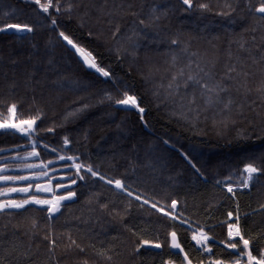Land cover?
I'll return each mask as SVG.
<instances>
[{"label":"trees","instance_id":"trees-1","mask_svg":"<svg viewBox=\"0 0 264 264\" xmlns=\"http://www.w3.org/2000/svg\"><path fill=\"white\" fill-rule=\"evenodd\" d=\"M201 2L208 3L209 10L195 7ZM251 2L255 5L259 0ZM67 3L74 7L57 17L60 30L91 51L111 75L103 77L84 65L48 27L33 0H0V27L29 23L34 28L23 35L0 31V113L13 102H18L21 118L40 111L38 131L46 142L59 145L67 135L73 151L109 177H126L130 190L145 200L170 203V198L178 199L184 217L206 226L215 237L210 241L214 252L224 247L219 241L226 238L227 212L235 213L237 205L246 237H257L254 250L263 247L264 176H257L250 189H237L234 197L223 183L225 178L239 183L244 163L264 167V94L257 91L264 81L260 14L252 15L245 0H194L190 10H185L182 0H61V8ZM225 3L235 11L217 15L228 11ZM121 4L122 10L116 7ZM154 6L160 19L153 24L149 22ZM140 19L149 25L144 30L138 26ZM117 25L120 32L114 36ZM173 38L179 46L170 45ZM210 46L213 49L206 48ZM189 59L211 68L217 80L224 78L227 91L220 94L219 102L205 104L197 89L196 104L189 106L192 88L169 95L173 72ZM234 63L237 72L243 69L249 74L247 78L236 73L228 78L227 70ZM245 83L250 91L241 87ZM117 88L137 95L145 109L143 119L136 109L106 98V93L118 98ZM229 99L232 103L225 108ZM83 106L86 109L65 119ZM50 127L54 133L46 134ZM26 144L14 131L0 130V149H9L0 151V157L25 152L29 148L14 146ZM41 158L53 157L42 151ZM72 190L77 196L62 202L51 220L47 206L0 212V264H162L170 255L176 258L168 247L133 251L136 238L130 228L143 238L165 240L167 221L150 204L141 207L134 197L92 179L78 182ZM105 203L108 208L102 209ZM49 227L57 237L51 253L43 239ZM177 231L195 264L199 253L191 231L179 225ZM69 235L84 247L83 252L66 247ZM101 247L111 249V261L97 255Z\"/></svg>","mask_w":264,"mask_h":264},{"label":"snow or ice","instance_id":"snow-or-ice-1","mask_svg":"<svg viewBox=\"0 0 264 264\" xmlns=\"http://www.w3.org/2000/svg\"><path fill=\"white\" fill-rule=\"evenodd\" d=\"M36 10L47 19L48 27L53 31L57 32L59 38H61L67 45L71 46V49L81 58L84 65L90 69H94L103 77H109L111 74L105 68L100 67L96 56L91 51L83 47L74 41V39L67 34L65 31L60 30V22L58 16L63 13H71L73 10V4L67 3L61 8V0H33ZM182 4L187 6L185 10H190L194 6V0H182ZM245 5L248 11L252 15L260 14L261 19H264V0H259L255 5L252 4L251 0H245ZM119 9H123V4L116 6ZM131 8L132 5H127ZM198 9L204 11L209 10L210 6L206 2H201L195 5ZM225 8L228 11H219L217 15L229 16L235 9L230 3H225ZM53 10L55 15H53ZM157 9L153 7V15L149 23H155L160 19V16L156 15ZM131 15L135 16V12H131ZM166 14V13H165ZM107 15H114L113 12L107 13ZM138 26L144 30L149 25L145 23V20L140 19ZM0 31H14L16 33H31L34 28L29 23H5L3 27H0ZM120 32V28L117 25L113 35L116 36ZM255 39V37H253ZM179 40L173 38L170 41L171 46H179ZM244 47V45H241ZM186 51V49H184ZM176 58L173 57L175 64ZM195 63V68L193 64ZM260 63H264V57H261ZM214 67V65H213ZM207 69V70H206ZM228 78H232L233 73L237 75H243L245 78L249 75L243 69L237 72L236 64L234 63L227 70ZM115 87V85H114ZM241 87L245 91H250L247 88L246 83L242 84ZM167 88L169 89V95H178L181 91L187 92L189 88L193 89V94L188 100V105L196 104V90H199L200 96L204 98L205 104H212L213 101H220V94L227 91V86L224 82V78L217 80L211 68H207L206 65H201L198 61L194 62L191 59L188 60L187 65L179 67L177 71L173 72L172 78L169 81ZM257 91L264 94V81L258 87ZM119 93L118 98L113 97L111 93H106V98L109 101L114 102L115 105L127 106L128 108H134L141 114L143 119L144 108L140 107L139 98L137 95L130 92V90L121 91L117 88ZM183 100V97H181ZM232 103L229 99L225 103L227 108ZM6 111L0 113V130L9 131L12 130L16 134H19L22 139L27 141L26 145H15V149L27 147L30 150L25 151L23 155L19 151H15L11 157H0V161L10 159L16 163L9 164L0 162V182L12 185L17 182H23L19 186H7L0 187V212L8 209H25V206H47V219L51 220L54 214L60 212L62 202L71 201L77 196V192L72 190L78 182H85L88 179L93 181H99L107 186H114V189L120 190L128 197H134L136 201L141 202V207L145 204H150V207L154 212L162 217L167 223L164 227L167 229L165 234V240L161 241L157 238H143L141 232H137L134 229H129L132 235L136 238L134 252H138L142 247L148 246L155 249H163L168 247L169 249L178 250L176 258L171 255L167 260L162 261V264H194L193 258L190 257L189 252L185 251V248L180 242V237L177 231V225L180 227H187L191 231V240L195 242V250L199 253V256L195 260V264H264V247H260L258 250H254L253 244L257 237L248 235L246 237L245 230L241 225V217L238 210L234 213L233 211L227 212L229 221L227 222L226 238L219 241V244L224 245L220 252H214L213 244L210 241H214L215 237L211 236L209 231L205 230L204 225L190 223L189 218H185L183 212L179 211L180 201L176 198H170V203H163L161 201H149L145 200L142 194H137L135 191L130 190L131 185L126 183V177H109L102 173L97 165L90 162L89 158H83V154L78 151L72 150V140L69 136L65 135L61 138L59 145H52L46 142L40 131H38L37 121L41 120L43 113L37 111L36 114L30 115L27 118H21L22 113L18 112V102L6 104ZM87 106H83L81 109H76L73 113H68L65 117L75 116L77 112H81L86 109ZM191 110V108H189ZM46 134H53L54 128L50 127L44 130ZM0 151H9V149H0ZM45 152L46 155H50L52 159H42L41 152ZM187 158V157H185ZM34 161L28 163L26 161ZM189 163H191L189 161ZM58 165V167H53ZM192 167L196 169L193 164ZM9 168H17L25 171L24 175H5ZM60 175L56 178L58 181L55 182L54 177L56 173ZM50 173L52 175H50ZM257 176H264V167L257 166L254 162H248L243 164V169L240 172L239 183L230 182L229 178H225L224 187L227 192L235 196L237 189H250L254 184ZM44 181L38 183L37 181ZM217 183H222L217 181ZM57 190H60L63 194H56ZM18 193L24 194L25 198L22 199H7L9 194ZM42 194H51L48 198H41ZM168 199V198H166ZM102 209H107L108 204H101ZM128 207H131L129 202ZM264 209V205H261ZM115 212L116 209H113ZM126 212V210H125ZM36 220L32 221V227H36ZM48 242L49 252H53L57 246V237L52 233L49 227L48 233L43 237ZM68 239L70 243L66 246L71 249L75 246L81 252L84 251V247L77 243L75 239L69 235ZM94 247V245H92ZM111 249L101 247L97 255L103 257L107 261L112 260L110 254ZM27 255V253H25ZM55 259V257H53ZM59 264V261H57ZM87 264V261L84 262Z\"/></svg>","mask_w":264,"mask_h":264},{"label":"rangeland","instance_id":"rangeland-1","mask_svg":"<svg viewBox=\"0 0 264 264\" xmlns=\"http://www.w3.org/2000/svg\"><path fill=\"white\" fill-rule=\"evenodd\" d=\"M213 46H210V47H206V48H209V49H213L212 48ZM209 49H206L205 51H207V52H210L209 51ZM30 150V149H29ZM29 150H27V151H29ZM20 153V152H19ZM23 153L24 152H21L20 154L21 155H23ZM14 155V153L13 154H11V155H7V156H4V157H11V156H13ZM0 162H3V163H9V164H13V163H16L15 161H12V160H10V159H6V160H3V161H0ZM26 162H28V163H32V162H34V161H31V160H29V161H26ZM53 167H58V166H56V165H53ZM3 174H5V175H24V174H26L25 173V171H23V170H21V169H17V168H9V170L7 171V172H4ZM50 175H52L51 173H50ZM59 175H60V173L59 172H57L56 173V177H54V183L55 182H64V181H58L56 178H58L59 177ZM38 183H43L44 181H37ZM21 183H23V182H17L16 184H12V185H9V184H6V183H4V182H0V187H7V186H19ZM56 194H58V195H62L63 193L60 191V190H57V192H56ZM16 195H21V196H23L22 198H25V195L24 194H18V193H12V194H9L6 198L7 199H13V197L14 196H16ZM50 195L51 194H42V197L41 198H48V197H50ZM21 198V199H22ZM17 199H19V198H17Z\"/></svg>","mask_w":264,"mask_h":264},{"label":"water","instance_id":"water-1","mask_svg":"<svg viewBox=\"0 0 264 264\" xmlns=\"http://www.w3.org/2000/svg\"><path fill=\"white\" fill-rule=\"evenodd\" d=\"M14 32V31H13ZM14 33H16V32H14ZM16 34H18V33H16ZM23 34H26V33H19L18 35H23ZM173 253H177L178 252V250H175V249H170Z\"/></svg>","mask_w":264,"mask_h":264},{"label":"built area","instance_id":"built-area-1","mask_svg":"<svg viewBox=\"0 0 264 264\" xmlns=\"http://www.w3.org/2000/svg\"><path fill=\"white\" fill-rule=\"evenodd\" d=\"M264 247V246H263Z\"/></svg>","mask_w":264,"mask_h":264}]
</instances>
